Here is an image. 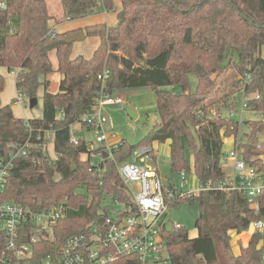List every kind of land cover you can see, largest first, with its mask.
<instances>
[{
  "label": "trees",
  "instance_id": "1",
  "mask_svg": "<svg viewBox=\"0 0 264 264\" xmlns=\"http://www.w3.org/2000/svg\"><path fill=\"white\" fill-rule=\"evenodd\" d=\"M60 3L66 19L115 10L113 0ZM54 17L48 0H8L7 9L0 11V30L13 20L12 30L0 33V67L15 72L17 90L30 99L36 97L39 86L46 90L39 118L15 117L11 106L0 101V158L7 161L16 147L29 144L26 156L12 159L0 200L35 210L62 202L69 207L84 205L82 216H62L52 238L34 245L35 262L50 258L59 263V249L70 237L86 232L114 200L130 202L117 163L128 159L137 146L169 139L171 169L177 175L181 170L193 172L204 186L226 178L223 137L242 135V140L235 141L240 154L264 169V159L260 158L264 146L256 147L259 136L264 135V115L241 122L231 115L235 94L226 89L229 74L225 73L233 67L240 74L238 89H242L247 109H264V0H122L114 26L100 22L83 28L85 36L99 39L89 58L70 56L73 42L66 38L79 29L50 33ZM51 52L57 60L56 71L62 75L56 92L47 91V76L54 72ZM230 56L237 58L233 65ZM104 67L110 71L107 93L151 86L156 93L158 119L138 144L122 140L109 156L92 163L93 152L102 155L104 145L90 148L71 126L79 122L92 129L81 117L93 109L100 86L97 74ZM189 73L197 77L194 91L189 86ZM175 84L180 85L178 93L164 89ZM224 84L223 92L214 98L215 90ZM4 85L0 74V92ZM224 110L230 115L223 117ZM46 131L52 135L54 156L49 149L43 152ZM186 146L192 151L191 165L183 156ZM151 154L155 159L156 154ZM106 198L112 202L107 203ZM258 199V211L238 190L201 189L173 199L169 207L183 202L198 204V235L190 238L181 225L162 228L170 264L264 263L261 232L253 233L246 245L240 244L238 254L231 245V231L238 235L264 216V190ZM106 264L138 261L133 254Z\"/></svg>",
  "mask_w": 264,
  "mask_h": 264
},
{
  "label": "built area",
  "instance_id": "2",
  "mask_svg": "<svg viewBox=\"0 0 264 264\" xmlns=\"http://www.w3.org/2000/svg\"><path fill=\"white\" fill-rule=\"evenodd\" d=\"M7 7L8 0H0V11ZM12 24L13 20L9 19L7 31L12 30ZM55 32L52 30L50 33ZM109 73V69L104 67L97 74L100 86L95 96V104L92 111L84 114L81 120L92 124L94 139L103 144L104 151L110 155L118 145L109 146L106 143L109 139L106 127L112 126V122L104 115L103 109L107 106H118L124 99L118 93L105 92ZM17 92L16 102L21 103L22 94L19 90ZM243 107L247 108L245 101ZM262 114L264 115V109ZM72 139L76 142L75 137ZM51 140L52 135L46 131L43 136V152L48 151ZM28 146L25 143L16 147L9 153L7 161L0 158V192L4 188L12 159L26 156ZM89 147H93L92 143ZM151 153L155 154L152 146H137L128 159L117 163V171L126 185L130 202L123 204L114 200L107 212L97 218L86 232L70 237L59 249L57 264H106L116 258L133 254L136 255L138 264H170L166 242L161 235L162 228L168 226L164 217L169 203L175 198L184 197L187 193H197L201 189L241 191L247 196L249 206L259 210L258 197L264 190V169L247 162L236 145L226 156L233 160V175L221 182L209 181L204 186L199 182L192 189L187 187L186 178L189 172L186 170L178 173L181 179L179 186L165 183L158 169L146 165V161L154 159ZM91 162L95 161L92 159ZM133 183L139 188L136 193L133 192ZM64 215H67L65 202L35 210L13 201L0 200V264H56L50 258L35 262L33 249L37 242L52 238L57 221ZM179 225L175 224L176 227ZM247 231L251 235L255 232L264 235V216L252 221Z\"/></svg>",
  "mask_w": 264,
  "mask_h": 264
},
{
  "label": "rangeland",
  "instance_id": "3",
  "mask_svg": "<svg viewBox=\"0 0 264 264\" xmlns=\"http://www.w3.org/2000/svg\"><path fill=\"white\" fill-rule=\"evenodd\" d=\"M48 7L50 12L55 16L54 19L50 21L52 28L55 30V25L58 21H62L59 23V31H64L63 27L71 26L75 23L72 19L68 21L66 18L62 16V7L59 0H48ZM89 16V15H88ZM90 16L95 17L93 20H88V22L82 23H95L100 22L105 15L104 12L94 13ZM82 18V17H81ZM79 19V18H77ZM57 25V26H58ZM76 26V25H74ZM7 30H5L6 32ZM98 44V37L96 36H85L81 40H77L73 43L72 47V56L75 57L77 54L79 55H88L93 48H95ZM264 55V49H263ZM51 60L53 64L54 72L47 76L49 80V85L47 87V91L49 92H56L58 91V86L61 78V74L56 71L57 68V60L55 57L54 52H51ZM229 59L230 65H233L236 56H230ZM228 60H225V62ZM233 67H229L226 70V74H229L228 77V84L226 89L229 92H234L235 94V106L234 110L232 111V116L238 121H246V120H256L262 117V111L247 109L243 107L244 97L242 95V89H238L240 85L239 79L241 78L240 74L236 72V70L232 69ZM0 74L5 78V85L4 89L0 92V101L2 104H9L12 108V112L15 117L18 118H39L42 116V105H43V95L46 91L44 86H39L37 90V94L35 100L31 102V99L26 94L21 95L22 102H16V98L18 97L17 88L15 85V72H10L6 67H0ZM189 86L192 91H194L197 83V77L194 73L188 74ZM233 81V82H231ZM226 82V83H227ZM225 83V84H226ZM224 85L219 86V89L215 90L214 98L220 92H223ZM164 89L173 91V92H180V85H168L164 87ZM120 95L123 97V102L118 106H107L103 109L104 115L111 119L112 126L106 127V131L111 132L113 134V138L109 139L108 145L115 146L119 145L122 140H126L130 144H138L139 141L146 135L148 130L152 127V125L158 119V110H157V103H156V93L155 90L151 86H130L122 88L119 91ZM130 111L135 113L137 116L133 117L130 114ZM107 123V122H106ZM71 128L76 130L77 132H81V135L85 137L87 144L90 145L92 143L93 148L97 149L102 144L97 142L94 139V133L92 130H88L85 126L79 122L74 123ZM243 129V126H242ZM107 132V133H108ZM242 132V130H241ZM108 136L110 134L108 133ZM243 139L242 135H238L235 138V141L238 143L240 140ZM196 139V143H197ZM236 143V145H237ZM264 146V135H260L257 142L256 147L262 148ZM168 148L169 144H159L157 146V156L155 159L151 161H146L147 166H152L153 168L158 169L161 177L168 181L169 179L173 181V185L179 186L181 183V179L177 175L176 171H173L169 165L168 160ZM229 145L225 144L224 149H228ZM154 149V148H153ZM155 150V149H154ZM49 152H51V156H54L53 151V142L49 145ZM184 158L187 160L188 164H192L193 155L191 149L186 146L184 153ZM85 157L84 155L82 156ZM92 159L98 163L102 155L100 153L92 154ZM260 158L264 159V154L260 155ZM226 173L231 175L233 173V168L230 166L225 167ZM195 174L191 172L187 178V187L192 189L195 187L194 177ZM227 175L225 174V177ZM133 192H137L139 190L136 183L132 184ZM107 203H111L112 201L108 198L105 200ZM117 208L118 206H114ZM198 204H189L187 202H183L176 206H171L168 208L167 213L165 214L164 221L168 226H173L175 224H180L183 226L188 233L190 238H194L198 235V230L195 226V221L198 217ZM66 214L67 216H82L84 214V205L80 204L77 207H69L66 205ZM233 233V231H231ZM234 236V235H233Z\"/></svg>",
  "mask_w": 264,
  "mask_h": 264
},
{
  "label": "crops",
  "instance_id": "4",
  "mask_svg": "<svg viewBox=\"0 0 264 264\" xmlns=\"http://www.w3.org/2000/svg\"><path fill=\"white\" fill-rule=\"evenodd\" d=\"M114 1V4H115V10L114 11H110V12H105V15H107V18H106V16L105 17H103V19L100 21V22H105L108 26H114L116 23H117V12L121 9V1L122 0H113ZM59 2H60V0H59ZM49 5V4H48ZM91 15V14H90ZM84 16V17H82V18H79V19H76V20H74L75 21V23L74 24H72L71 26H66V27H63V30L64 31H68V30H74V29H83L86 25H89V24H93V23H82V21L83 22H88V20H93L95 17H93V16ZM68 21H71L72 19H67ZM62 21H58L57 23H56V25H55V31L56 32H64V31H59V23H61ZM100 22H95V23H100ZM58 25V26H57ZM74 25H76V26H74ZM5 30H6V28L5 29H2V30H0V33H3V32H5ZM98 41H99V39H98ZM74 43V42H73ZM72 47H73V45H72ZM94 49L95 48H93L92 50H91V52L88 54V55H85L84 57L85 58H89L92 54H93V51H94ZM72 51V50H71ZM77 55H79V54H77ZM76 55V56H77ZM72 58H73V56H72V52H71V55H70ZM75 56V57H76ZM83 56V55H82ZM116 93H118L119 95H120V93L119 92H116ZM231 115H232V112H231ZM137 116V115H136ZM73 130V129H72ZM73 131H76V130H73ZM80 134H81V132H79ZM109 134H110V136H109V139L112 137L113 138V134L111 133V132H108ZM109 139H108V141L106 142L107 144H108V142H109ZM105 143V144H106ZM169 144L170 143V140L169 139H167L165 142H163V143H159V142H157V141H154L153 142V144L151 145L154 149H155V154H156V156H157V146L159 145V144ZM225 144H228L229 145V148L228 149H224V146H225ZM233 147H235V138L233 137V136H229V137H223V146H222V151L224 152V156H225V159H224V163H223V165H222V168H223V171L225 172V174L227 175L226 176V178L227 179H229L232 175H233V173H234V167H233V160L231 159V158H226V156H227V152L228 151H230ZM169 154H170V146H169V148H168V153H167V156H169ZM227 166H230V167H232L233 168V173L231 174V175H228L227 173H226V169H225V167H227ZM190 174V173H189ZM194 177V181H195V187L199 184V180H198V178L196 177V176H193ZM225 178V179H226ZM165 183H167L166 182V180H165ZM170 183H173V181H170ZM174 184V183H173ZM194 187V188H195ZM234 235V236H233ZM231 236H232V238H231V245H232V249H233V251L236 253V254H238L239 252H240V244H242V245H246L247 243H248V241H249V239H250V237H251V234L250 233H248V231L246 230V231H244V232H242V233H240V234H235L234 232L233 233H231ZM261 244V243H260Z\"/></svg>",
  "mask_w": 264,
  "mask_h": 264
},
{
  "label": "water",
  "instance_id": "5",
  "mask_svg": "<svg viewBox=\"0 0 264 264\" xmlns=\"http://www.w3.org/2000/svg\"><path fill=\"white\" fill-rule=\"evenodd\" d=\"M85 37V33H84V30L83 29H79L76 33H74L73 35H71V36H69V37H67L66 38V41L67 42H75V41H77V40H81V39H83ZM35 100V98H31V102H33ZM130 114L133 116V117H135L136 116V114L135 113H133V112H131L130 111ZM224 115L225 116H229L230 115V112L228 111V110H224V112H223V117H224ZM102 156L103 157H107V156H109V152H107V151H103L102 152ZM166 161H168V160H166ZM102 220H101V218L99 219V222H101ZM167 229H171V226H167Z\"/></svg>",
  "mask_w": 264,
  "mask_h": 264
}]
</instances>
